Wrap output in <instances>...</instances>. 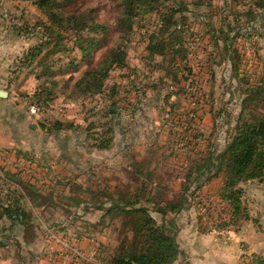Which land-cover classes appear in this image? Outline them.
I'll return each mask as SVG.
<instances>
[{
    "label": "rangeland",
    "instance_id": "obj_1",
    "mask_svg": "<svg viewBox=\"0 0 264 264\" xmlns=\"http://www.w3.org/2000/svg\"><path fill=\"white\" fill-rule=\"evenodd\" d=\"M186 1L190 13L185 40L192 74H184L182 82L165 75L166 70L159 65L161 58L151 61L147 57L140 41L144 31L130 45L127 67L111 70L107 84L117 86L119 93L113 100L101 96L83 99L78 94L66 99V92L67 83L73 84L84 72L101 65L109 47L120 43L119 33L114 30L86 34V38L99 40V46L85 60L80 50L65 53L60 77L67 82L56 86L59 97L49 104L22 96L27 90L36 91L40 83L34 74L27 75L26 70L16 74L8 65L14 74L7 73L13 84L4 89L13 93V99L6 101L0 111V195L6 204L19 201L28 214L26 226L16 227L10 219L0 221L4 230L0 238L6 242L0 244V264H86L97 263L101 257L108 260L130 232H123V217L103 218L106 213L98 209L100 202L109 206L112 196L130 199L143 193L144 204L161 223L165 219L155 210L165 209L169 200L181 202L193 160L202 162L210 151L223 148L230 139L231 126L237 123L235 116L240 111V91L219 54L221 44L220 48L215 46L207 25L212 22L217 29L225 23L227 28L231 22L230 27L243 28V36L234 45V57L245 81L250 77L254 81L264 70V25L248 21L249 0ZM64 6L68 10L90 8L101 24L114 23V0H69ZM240 13L243 16L238 21ZM226 15L229 19L224 22ZM46 21V15L30 0H0V67L8 56L15 68L24 52L42 41L43 29L38 24ZM257 28L262 36H249ZM64 38L67 48L72 47L75 34L64 33ZM49 50L51 47H46L44 52ZM74 59L79 60L78 67L68 65ZM125 91L127 101L120 99L126 96ZM113 101L118 109L112 108ZM38 103L45 111L33 116L30 107ZM109 110H117V114ZM227 111L233 112V117H225ZM118 112L121 122L115 124L117 117L112 115ZM56 121L63 125L59 131L53 126ZM112 126L114 131L103 137L112 138L110 147H95L94 138L99 143ZM7 172L18 178L8 179ZM221 179L206 180L198 196L178 213L186 211L181 220H175L179 249V228L194 218L202 223L204 233L215 230L218 235L227 234L228 228L219 226L230 215L229 205L218 194ZM23 182L32 183L35 189L30 193ZM10 188L21 190L16 193ZM193 189L194 185L189 194ZM173 215L179 217L170 213L166 220L171 222ZM236 253L241 264L264 261V254L244 244L237 246ZM177 263L183 264L182 253Z\"/></svg>",
    "mask_w": 264,
    "mask_h": 264
},
{
    "label": "trees",
    "instance_id": "obj_2",
    "mask_svg": "<svg viewBox=\"0 0 264 264\" xmlns=\"http://www.w3.org/2000/svg\"><path fill=\"white\" fill-rule=\"evenodd\" d=\"M30 1L46 15L47 21L38 24L43 29L42 41L28 48L21 62L16 61L15 64L14 73L26 70L27 75L34 74L35 79L40 83L36 91L22 92L21 95L25 98H38L48 104L53 99H57L60 92L56 86L67 82L64 77H60L64 70L65 53L80 50L83 55L82 60H85L91 51L99 46V40L91 36L86 38V34L104 33L109 30L119 33L120 43L116 42L109 47L101 65L84 72L73 84L67 83L66 99H72L75 94H78L83 99L101 96L107 100H113L119 93H117V86L109 87L107 84L111 70L127 67L130 45L134 43L136 35L143 31L140 41L145 47L147 57L151 61L161 58L159 65L160 68L166 70L165 75L182 82L184 74L187 72L192 74V68L187 62L190 51L186 41L189 35V26L186 22L189 18L187 13H190V10L189 2L185 0H114L115 16L114 23L111 25L98 22L90 8L86 10L66 9L64 1L68 3L69 0ZM249 2L248 12L251 19L248 21L262 22L263 26L264 0H249ZM240 14L236 16L238 21L243 16ZM226 16L224 22L229 19L228 15ZM231 24L228 22L226 28V24L221 23L217 29L212 22L207 25L211 28L209 33L215 46L220 48L221 44L219 54L222 60L227 62L230 78L234 80L240 91V111L235 116L237 123L231 126L233 132L230 139L226 140L223 148L210 151L206 158H202V162L199 159L193 160L184 180L188 186L182 195L181 202L176 204L173 200H169L165 209L155 210L165 219L161 223L144 204L145 194L143 193H136L130 196V199L112 196L109 206L105 202H100L97 207L105 211L103 218L107 215L123 217L125 221L123 232L128 230L130 234H125V237L120 240V246L110 253L108 260L101 257L97 263L87 262L86 264H174L182 252L177 243L175 227L168 224L166 216L185 210L186 205L188 206L192 199L198 196L197 192L206 183L205 181L213 177L222 178L218 194L229 205L231 215L229 224L223 221L224 223L222 222L219 226L221 228L236 227L249 218V208L244 199L246 186L255 181H264V70L255 78L256 80L253 81L251 77L247 81L244 80L240 66L237 65L234 57L237 51L234 45L236 39L242 35L241 29L243 28H232ZM24 25L25 32H28V24ZM64 33L75 34L72 47L67 48ZM253 34L262 36L258 28L249 32V36ZM45 37L46 39L43 40ZM46 47H51V50L45 53ZM78 62L79 60L74 59L68 65L78 67ZM165 62H167L166 66ZM41 79L45 80L41 82ZM125 93L126 96L120 99L127 101V92ZM113 103L112 108L118 109L117 102L113 101ZM114 111L116 112L112 113L117 114V110ZM232 114L234 113L227 111L225 117H233ZM112 117H117L115 124L121 122L120 112ZM53 126L59 131L63 125L62 122L56 121ZM114 129L113 126L110 127L99 143L97 142L99 139L94 138L96 142L94 146L108 149L112 138L105 140L103 137L112 133ZM16 177V174L7 172L8 179L16 180ZM29 183L23 182V185L24 189H28L31 193L35 188L32 183ZM193 185L194 189L189 194ZM10 190L19 193L21 189L10 188ZM1 200L0 195V221L10 219L15 221L13 225L16 227L26 226L28 214L26 207L20 205L19 201L6 204ZM2 232L4 230L0 228V233ZM0 244L6 245L4 238H0Z\"/></svg>",
    "mask_w": 264,
    "mask_h": 264
},
{
    "label": "crops",
    "instance_id": "obj_3",
    "mask_svg": "<svg viewBox=\"0 0 264 264\" xmlns=\"http://www.w3.org/2000/svg\"><path fill=\"white\" fill-rule=\"evenodd\" d=\"M13 61L7 56V59L1 64L0 91L5 86L10 89L13 84L12 77L7 74L9 71L8 65H12V71L15 70ZM9 73L13 74L10 71ZM6 91L8 96H0V111L6 107V101L13 99V93L10 90ZM1 135L2 131H0ZM244 199L249 208V218L242 221L239 226H225L228 228L226 235H218L215 230L202 232V229H200L202 223L196 221L195 218L185 222L179 228L183 264H241L236 253V248L240 244L264 254V181H255L248 184ZM185 212L181 215L177 214L179 217L173 215L171 222L167 221L168 224L175 227V220H181ZM230 220L231 215L224 222L229 224Z\"/></svg>",
    "mask_w": 264,
    "mask_h": 264
},
{
    "label": "built area",
    "instance_id": "obj_4",
    "mask_svg": "<svg viewBox=\"0 0 264 264\" xmlns=\"http://www.w3.org/2000/svg\"><path fill=\"white\" fill-rule=\"evenodd\" d=\"M44 111H45V107L42 106L41 104H34L30 107V114L33 116H40L44 113Z\"/></svg>",
    "mask_w": 264,
    "mask_h": 264
},
{
    "label": "water",
    "instance_id": "obj_5",
    "mask_svg": "<svg viewBox=\"0 0 264 264\" xmlns=\"http://www.w3.org/2000/svg\"><path fill=\"white\" fill-rule=\"evenodd\" d=\"M8 93L6 91H0V96H7Z\"/></svg>",
    "mask_w": 264,
    "mask_h": 264
}]
</instances>
